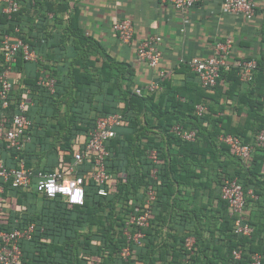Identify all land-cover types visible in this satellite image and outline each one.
Returning a JSON list of instances; mask_svg holds the SVG:
<instances>
[{
    "label": "trees",
    "instance_id": "trees-1",
    "mask_svg": "<svg viewBox=\"0 0 264 264\" xmlns=\"http://www.w3.org/2000/svg\"><path fill=\"white\" fill-rule=\"evenodd\" d=\"M19 1L20 9L12 15L0 5V73L8 65L2 45L5 35L13 41L22 39L40 59L27 61L19 53L12 63V71L25 76L12 81L11 105L3 109L0 101V115L12 116L24 100L31 120L30 141L20 151L0 142V160L16 166L17 156L27 167L59 170L69 166L86 145L99 116L123 114L116 136L106 143L105 182L93 178L91 160L79 170L86 189L83 205L49 198L35 187L4 183L0 229L35 225L32 237L21 241L19 264H250L255 252L262 254L264 264V148L243 159L219 140L221 133H231L248 143L250 135L255 137L264 127V65L258 62L254 79L245 88L237 67L223 68L211 91L191 69L192 80L184 86L166 84V75L161 91L139 96L131 89V65L111 59L83 34L77 9L65 21L62 15L67 4ZM42 71L56 79L54 93L38 84ZM222 79L230 83L226 91ZM120 80L126 86L117 95ZM96 93L103 98L97 99ZM222 97L243 114L241 124L234 126L232 117L224 114ZM197 104L207 107L202 115L195 112ZM176 124L195 130L196 140L181 138ZM154 148L159 153L157 163L148 157ZM234 178L246 195L251 236L235 233V217L221 196L224 179ZM101 187L106 195L99 193ZM150 187L156 192L150 223L141 228L140 243L129 242L127 220L136 206L145 204ZM129 230L135 233L137 227L132 225ZM189 236L195 238L192 251L185 247ZM126 245L131 249L128 258L121 256ZM235 249L243 251L241 259L234 257Z\"/></svg>",
    "mask_w": 264,
    "mask_h": 264
},
{
    "label": "built area",
    "instance_id": "built-area-1",
    "mask_svg": "<svg viewBox=\"0 0 264 264\" xmlns=\"http://www.w3.org/2000/svg\"><path fill=\"white\" fill-rule=\"evenodd\" d=\"M171 3L179 10H185L193 7L195 4L207 2L209 0H163ZM3 5V12L8 15L19 11V0H0ZM223 10L227 13L241 14L246 19L251 20L256 15V5L253 0H222ZM112 29L122 44H133L135 39V26L131 18H123L113 23ZM162 42L160 35H148L140 39L136 44V55L140 62L147 63L152 68H157L162 59V50L159 45ZM5 61L8 65L0 73V101L3 109H8L12 102L13 82L11 80L12 63L15 62L19 53L27 61L36 62L40 56L34 49L25 43L22 39L11 40L9 35H5L2 40ZM233 47V40L227 38L224 41H218L215 44L214 52L208 57H193L189 65L196 73L201 85L211 91L217 84L221 70L237 67L241 81L250 82L254 79L255 71L258 68V61L254 58L230 61L229 55ZM160 78L163 79L167 74L160 70ZM38 84L45 87L51 93L55 92L56 79L48 72L42 71ZM162 90L159 81H152L143 86L135 87L134 91L137 95L142 96L146 93H157ZM207 107L204 104H197L195 112L202 115ZM123 122V114L115 112L108 115L99 116L96 120L94 128L89 132L86 145L78 151L73 162L69 166H65L59 170L44 171L27 167L25 161L19 157H15L18 161L16 166H7L0 160V195L4 191V183L10 182L14 187L29 189L35 187V190L46 195L49 198L61 197L70 205H83L86 199V189L84 186V178L78 174L80 168L86 161L91 160V173L95 180L103 184L107 179L106 158L109 155L106 143L109 139L116 136V129ZM31 120L26 113V103L21 100L16 112L12 116H7L6 112L0 115V142L6 141L9 149L20 151L26 147L30 141L28 128ZM177 134L187 140H196V131L186 129L181 124L174 126ZM219 140L227 144L236 156L240 158H248L255 151L264 148V127L256 134L251 142H244L241 137L231 133H221ZM148 157L153 163L159 161V153L157 149L148 151ZM156 169L153 172L155 176ZM76 175V176H73ZM101 195H106L107 191L101 187L99 189ZM249 194L257 198V195L249 190ZM221 196L228 203L229 213L235 217V233L244 236H251L252 230L250 224L246 220V195L242 184L237 178L224 179L221 187ZM156 200V192L150 187L146 192V200L143 206H136L131 212L127 220V228L125 230L129 242L140 243L144 236L141 228L146 227L150 223V210ZM135 225L137 230L131 233L129 227ZM35 229V225L31 224L23 229H15L7 231L0 229V264H19L23 255L21 241L30 239ZM195 238L189 236L185 239V247L192 251ZM131 254L130 245H126L121 256L128 258ZM243 251L235 249L233 255L236 259L242 258ZM262 254L255 252L251 255L250 264H261Z\"/></svg>",
    "mask_w": 264,
    "mask_h": 264
},
{
    "label": "crops",
    "instance_id": "crops-1",
    "mask_svg": "<svg viewBox=\"0 0 264 264\" xmlns=\"http://www.w3.org/2000/svg\"><path fill=\"white\" fill-rule=\"evenodd\" d=\"M253 1L256 15L248 20L241 14L225 12L221 6L222 0L201 2L185 10H179L163 0H53L56 5L67 4L68 10L62 15L65 21L77 9L78 26L83 34L94 39L111 59L131 65L134 70L131 83L133 90L152 81L161 83L160 70L167 74L166 84L184 86L192 80L190 60L193 57L210 56L215 44L227 38L233 40L230 61L254 58L260 66L264 65V0ZM127 17L132 19L135 26L133 44H122L112 29L114 22ZM56 30L59 32L61 28H54ZM148 35L162 37L159 45L162 59L157 68L137 59L135 44ZM97 54L93 51L92 57ZM23 76L24 72L11 71L12 81ZM221 82L226 91L230 83L225 79ZM247 84L243 82V88ZM120 85L121 88L115 91L117 95H121V90L126 86L125 81L120 80ZM94 96L103 98L101 93ZM221 103L226 105L224 114L232 117L234 126L243 122V114H238L234 103L225 97L221 98ZM250 137L251 141L255 138L252 135Z\"/></svg>",
    "mask_w": 264,
    "mask_h": 264
}]
</instances>
